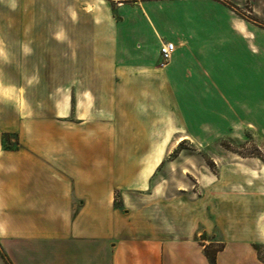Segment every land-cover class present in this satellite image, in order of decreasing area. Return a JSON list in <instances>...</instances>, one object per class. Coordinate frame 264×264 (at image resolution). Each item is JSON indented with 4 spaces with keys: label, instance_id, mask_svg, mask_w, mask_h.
<instances>
[{
    "label": "crops",
    "instance_id": "obj_1",
    "mask_svg": "<svg viewBox=\"0 0 264 264\" xmlns=\"http://www.w3.org/2000/svg\"><path fill=\"white\" fill-rule=\"evenodd\" d=\"M78 12L70 33L49 37L71 45L56 53L55 90L0 117L11 264H209L214 243L215 264H263L239 209L207 202L238 179L221 170L211 193L173 189L157 153L264 132V0H99ZM164 42L175 51L160 67ZM4 133L16 149L2 148Z\"/></svg>",
    "mask_w": 264,
    "mask_h": 264
},
{
    "label": "rangeland",
    "instance_id": "obj_2",
    "mask_svg": "<svg viewBox=\"0 0 264 264\" xmlns=\"http://www.w3.org/2000/svg\"><path fill=\"white\" fill-rule=\"evenodd\" d=\"M85 2L98 4L99 0H0V117L5 122L15 115L16 107H22L14 104L21 97L39 101L55 90L51 80L56 74V53L70 52L71 45L69 41L61 47V42L49 37L70 33L71 20ZM42 53L49 54L47 65ZM42 65L45 71H40ZM23 107L34 113L39 111L40 105L32 103ZM160 142L166 143L162 136ZM157 154L161 161L159 175L169 177L168 186L173 189L202 195L203 189L211 193L215 184L211 180L219 176L221 170L227 172L228 177L237 178L228 189L215 184L217 188L211 190L213 195L209 194L211 198L207 202H218L219 213L238 208L239 215L234 219L241 227L246 226L244 239L264 243V132L248 130L240 138H223L203 148L186 140ZM128 171L129 175L133 174L131 168ZM227 192L234 197L230 198ZM217 193L219 198H215ZM119 196L116 192L117 203ZM211 246L217 249L222 245ZM0 264H11V217L3 215H0Z\"/></svg>",
    "mask_w": 264,
    "mask_h": 264
},
{
    "label": "trees",
    "instance_id": "obj_3",
    "mask_svg": "<svg viewBox=\"0 0 264 264\" xmlns=\"http://www.w3.org/2000/svg\"><path fill=\"white\" fill-rule=\"evenodd\" d=\"M10 136L9 133H4L1 137V145L4 150H14L16 147H13L10 143ZM222 249V246L213 249V246L205 247V256L209 262V264H215V256L218 251ZM253 249L255 250L258 260L264 264V244H253Z\"/></svg>",
    "mask_w": 264,
    "mask_h": 264
},
{
    "label": "built area",
    "instance_id": "obj_4",
    "mask_svg": "<svg viewBox=\"0 0 264 264\" xmlns=\"http://www.w3.org/2000/svg\"><path fill=\"white\" fill-rule=\"evenodd\" d=\"M174 51L175 45L173 43L164 42L161 44L159 49L160 67H165L167 65Z\"/></svg>",
    "mask_w": 264,
    "mask_h": 264
}]
</instances>
